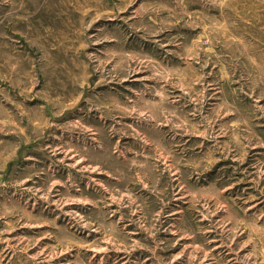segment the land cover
Returning a JSON list of instances; mask_svg holds the SVG:
<instances>
[{"label": "rangeland", "instance_id": "374dc122", "mask_svg": "<svg viewBox=\"0 0 264 264\" xmlns=\"http://www.w3.org/2000/svg\"><path fill=\"white\" fill-rule=\"evenodd\" d=\"M0 264H264V0H0Z\"/></svg>", "mask_w": 264, "mask_h": 264}]
</instances>
